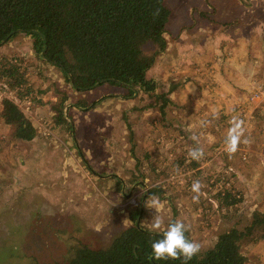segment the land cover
I'll list each match as a JSON object with an SVG mask.
<instances>
[{"label":"rangeland","instance_id":"374dc122","mask_svg":"<svg viewBox=\"0 0 264 264\" xmlns=\"http://www.w3.org/2000/svg\"><path fill=\"white\" fill-rule=\"evenodd\" d=\"M166 3L168 46L150 71L151 93L128 95L109 83L75 91L36 51L32 35L0 47V113L9 98L38 131L33 141L19 139L0 115V264L65 263L74 245L108 247L134 224L136 210L150 230L157 215L150 198L162 203L164 220L151 231L181 220L201 250L264 213V11L255 12L264 0ZM175 51L182 57L168 62ZM14 64L22 84L4 77V66ZM64 99L71 127L55 122L53 104ZM234 116L244 120L249 143L229 156L224 141ZM194 147L204 150L199 161L188 156ZM194 180L203 185L198 203ZM153 186L164 198L149 196ZM255 235L244 241L245 264H264V240Z\"/></svg>","mask_w":264,"mask_h":264},{"label":"trees","instance_id":"16d2710c","mask_svg":"<svg viewBox=\"0 0 264 264\" xmlns=\"http://www.w3.org/2000/svg\"><path fill=\"white\" fill-rule=\"evenodd\" d=\"M171 15L166 0H0V47L18 34L32 35L36 51L62 71L75 91L109 83L127 88L128 95L137 90L151 93L157 84L148 72L167 49L165 34ZM147 44L155 46L153 53H146ZM3 73L6 82L15 80L18 85L26 81L15 64L4 66ZM76 105L89 104L79 100ZM66 106V99L53 104L55 122L71 127ZM0 115L15 137L29 142L36 138L34 123L11 99H3ZM163 193L161 187L153 186L148 194L164 198ZM139 213H132L134 224L108 247L94 249L80 243L73 246L65 263L55 264H184L183 258H151V245L163 232L153 234L148 228H138ZM185 235L191 240L190 231ZM254 235L264 240L263 212H255L245 229L233 227L219 234L211 248L201 250L188 264H245L248 257L243 244Z\"/></svg>","mask_w":264,"mask_h":264},{"label":"clouds","instance_id":"9594fccd","mask_svg":"<svg viewBox=\"0 0 264 264\" xmlns=\"http://www.w3.org/2000/svg\"><path fill=\"white\" fill-rule=\"evenodd\" d=\"M244 123V120L236 116H234L230 121V127L227 130L224 141V150L229 156L234 155L239 150L241 143H249L248 138L245 136ZM191 139L197 142V144L199 143V138L196 135H193ZM188 156L192 160L199 161L204 156V150L201 147H194L189 151ZM202 187L203 185L199 180L193 181L191 191L194 193L192 197L194 203L199 202L202 194ZM147 207L154 209L157 213L155 218L152 220L150 230L160 231L164 224V220L160 215L163 208L162 203L158 198H150V203L147 202ZM125 222L126 220L124 223ZM187 231H189L188 226L181 220H176L175 222L169 224L167 230L163 232L162 238L152 243L151 258L156 261L183 258L184 264H188L189 261L201 252L202 245L199 242L189 240L185 235Z\"/></svg>","mask_w":264,"mask_h":264},{"label":"crops","instance_id":"0c3cea01","mask_svg":"<svg viewBox=\"0 0 264 264\" xmlns=\"http://www.w3.org/2000/svg\"><path fill=\"white\" fill-rule=\"evenodd\" d=\"M261 7H262V5H259V6L256 8L255 12H256L257 14H260V15H261V13H263L264 8H261ZM249 11H250V10H249ZM263 14H264V13H263ZM242 17L245 18L246 20H248V15H246L245 13L242 14ZM252 23H254V22H252ZM172 51H173V50H172ZM172 51H170V52H172ZM174 55H175V56L179 55L180 57H182L179 51H175L173 54H167V58H166V60L169 62V61L174 57ZM157 60H158V59H157ZM239 67L241 68L242 66H239ZM153 70H154V71H157V69H155V68H154ZM153 70H152V68H151V70H149V72H148V77H149V78H153V79L155 80V77L150 75V71H151L152 74H154V71H153ZM252 72H253V71H251V73H252ZM174 93H176V92H174Z\"/></svg>","mask_w":264,"mask_h":264},{"label":"built area","instance_id":"2783aa9c","mask_svg":"<svg viewBox=\"0 0 264 264\" xmlns=\"http://www.w3.org/2000/svg\"><path fill=\"white\" fill-rule=\"evenodd\" d=\"M259 87H260V89L258 90L259 102H264V82L263 84L259 85Z\"/></svg>","mask_w":264,"mask_h":264},{"label":"water","instance_id":"95a60500","mask_svg":"<svg viewBox=\"0 0 264 264\" xmlns=\"http://www.w3.org/2000/svg\"><path fill=\"white\" fill-rule=\"evenodd\" d=\"M142 213H143V209L141 210V212H140V214H139V217H138V219H137V224H136V226L138 227V228H140V229H142V227H141V224H140V219H141V217H142ZM151 233H153V234H156V232H152L151 231Z\"/></svg>","mask_w":264,"mask_h":264}]
</instances>
